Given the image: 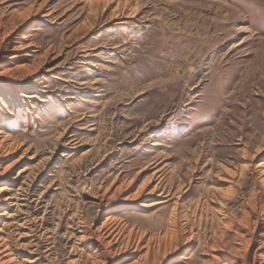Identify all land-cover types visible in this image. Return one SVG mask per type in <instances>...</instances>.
Returning <instances> with one entry per match:
<instances>
[{"label":"rangeland","instance_id":"1","mask_svg":"<svg viewBox=\"0 0 264 264\" xmlns=\"http://www.w3.org/2000/svg\"><path fill=\"white\" fill-rule=\"evenodd\" d=\"M112 1L91 9L82 0H0V189L18 201L8 216L39 205L67 263L77 259L81 222L93 231L109 213L158 234L178 187L188 188L183 206L230 189L227 219L218 201L208 204L194 231L200 239L186 243L179 264H229L223 259L234 250L237 264H264L251 226L250 243L236 247L248 228L239 225L243 203L264 179V0ZM30 7L43 8L4 39L11 14ZM13 49L30 55L21 92L1 81L27 73H10ZM241 169L229 185L227 172ZM159 170L165 195H150ZM112 185L100 205L101 189ZM256 190L264 210V188ZM149 204L158 205L140 208ZM13 238L16 260L30 264Z\"/></svg>","mask_w":264,"mask_h":264},{"label":"bare ground","instance_id":"2","mask_svg":"<svg viewBox=\"0 0 264 264\" xmlns=\"http://www.w3.org/2000/svg\"><path fill=\"white\" fill-rule=\"evenodd\" d=\"M95 1L103 2L104 4H112L111 0H82L85 5H88L92 9V3ZM43 7H30L28 10L23 12H13L11 14V26L10 30L3 36L8 37L12 32H16L20 27L26 25L28 27L29 22L32 17L40 14V11ZM46 11V10H45ZM4 17V14H2ZM47 16V15H46ZM44 18V16H41ZM2 17H0V26ZM16 23H20L17 26ZM30 27V26H29ZM34 31V29H33ZM36 31V30H35ZM2 36V35H1ZM2 38V40H4ZM21 40H24L23 36ZM6 41V40H5ZM25 42V41H24ZM33 47V46H29ZM24 49V48H23ZM13 49L10 57L6 58L9 61L14 60V66L10 69L12 75L21 74L22 71L27 73L20 78L15 76L3 78L1 81H6L10 83V89L12 91H20L25 89L26 84L25 79L30 77V67L29 65L24 64L27 61V58H30L29 53L26 50ZM19 53V55H18ZM17 54V55H16ZM36 66L37 64H33ZM35 71H39V65L32 68ZM31 75V74H30ZM23 94H21L22 97ZM10 147V146H9ZM2 145L0 143V150ZM11 149V148H10ZM246 154V153H245ZM227 172L228 176L231 178L229 185L234 183L235 178H242V171ZM161 171L152 173L151 177H156V185L150 190L149 194L152 195L154 192L162 191L165 195L164 181L165 177L160 174ZM264 173V172H262ZM159 174V175H158ZM1 177V176H0ZM233 178V179H232ZM150 180V179H149ZM10 181V180H9ZM260 184L264 188V179L260 182H254V190L251 194V197L244 201V208L248 210L244 214L243 222H239L241 226H247L246 232H243V237L239 236L237 248H240L242 243H250V239H247V234H250L249 227L251 226L252 232L259 231L260 234L257 236L260 244L264 246V210L258 207V193L257 185ZM114 185V184H113ZM112 185V186H113ZM123 184H119L115 191H120ZM11 187V186H10ZM115 186L111 188H102L101 194L99 196L100 205L101 203L110 196V193ZM191 187V186H189ZM142 189V188H141ZM188 191L187 187L180 188L178 187L176 192L179 194L178 198L173 202V207L169 217L167 219V225L162 230L161 233L152 234L147 231L140 230L138 227L128 226L127 223L123 220L114 218L111 214H107V217L104 222L95 230L88 231L85 223L81 222L83 225L80 230L77 232L78 235H72L74 242L71 247V257H77L76 261H69L65 263L62 261L61 257H58L56 254V247L52 241V237L47 228L48 218L45 216L39 217V205L34 207L32 212H25L24 214H19V216L13 215L8 216L9 213L7 209H11L17 206L18 201L16 198L6 195L5 188L0 189V204L4 207V210L0 212V264H20L16 259L18 251L12 248V245L9 241V236L12 234L14 236L13 240L15 242V247L18 250L26 253L28 255V260L30 264H179L183 263L184 256L186 255V245L191 243V241H198L200 239L199 233H195V229L199 230L201 228V223L203 220H207L209 217L208 204H212L215 201L219 202L218 209L219 212L224 215L225 203L229 201L231 192L230 189L225 190L220 193H206L199 195V197L194 201L193 205L183 206L181 199L184 194ZM210 191V190H209ZM169 195V192L166 193ZM113 197V195H112ZM158 197V196H157ZM160 197V196H159ZM166 196L165 198H167ZM150 198V197H149ZM161 198V199H165ZM158 204H149L140 206L142 209H146ZM260 210V211H259ZM37 212V213H36ZM259 212V213H258ZM24 216L23 218H21ZM249 216H253L252 221H249ZM8 222H3L5 219ZM231 218H235L233 215ZM211 219V218H210ZM222 219H227L224 215ZM81 220V219H80ZM235 219H232V222L228 224H236ZM80 223V224H81ZM225 226V225H224ZM228 226V225H227ZM242 229V228H241ZM8 230L10 234H8ZM187 230H190L189 237ZM245 230V229H244ZM7 232V234L2 235V233ZM254 239V238H253ZM237 240V239H236ZM187 241V242H186ZM13 242V243H14ZM78 242V245L76 244ZM187 243V244H186ZM193 243V242H192ZM195 244V243H194ZM206 246V245H205ZM219 246L214 247L218 249ZM82 248V252L89 253L88 257L90 262H84L83 258L78 255ZM206 248V247H205ZM213 249V250H214ZM220 249V248H219ZM223 250V249H221ZM226 250V249H225ZM238 250V249H237ZM188 253V252H187ZM237 251L234 250L227 257H224L223 261L228 262L229 264H237L236 257ZM207 256V255H206ZM213 256V255H212ZM261 259H263L261 257ZM224 264V263H221Z\"/></svg>","mask_w":264,"mask_h":264}]
</instances>
